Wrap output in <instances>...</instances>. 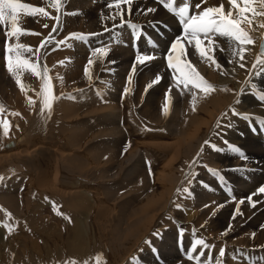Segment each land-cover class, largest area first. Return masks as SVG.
<instances>
[{
    "label": "rangeland",
    "instance_id": "374dc122",
    "mask_svg": "<svg viewBox=\"0 0 264 264\" xmlns=\"http://www.w3.org/2000/svg\"><path fill=\"white\" fill-rule=\"evenodd\" d=\"M107 1H109V2H107ZM111 2H112L111 0H106V1H104V0H88V1L87 0H68L67 5L61 11V14H60L61 20H60L59 31L57 32V34H54V36H52V37H49L46 33H43V31H45L44 30L45 28L44 29H43V27H41V28H38V27L27 28L18 19V26L24 30H27L29 32L37 31V33H39L40 30H37V29H41V31L43 33V35L40 33V35L42 36L41 39H35L39 35L34 36V35H29V34L21 35L18 40L16 38H6V32L9 30V27L7 24L0 25V106H3V109H4L3 112H0V120L2 119V120L8 121V117L6 116V112H5L7 110H10L13 114L19 113V115H15V116H17L16 117L17 119H18V117L20 118V119H18L20 122L18 120H13V122L12 121L10 122L11 126H13L12 133L15 134V133H18V131L29 129V132L32 133L31 136L32 135L34 136L33 138L35 139V141L39 140V138L44 139V136L48 135L47 137H48V140L50 142H53L52 135H54V136H61V135L63 136L64 135L63 130L61 132L62 134H60L61 129L59 128V125H58L59 121L57 118L59 117L61 119V117L63 118L64 116L69 117V115L71 113L70 110H67L65 112L66 114L64 112L61 113L60 110L59 111L57 110L59 108L56 105L55 107H57V108L55 110H57V111L55 112V110L53 109L55 107H52V111L50 113L51 116L49 115V117H48L49 113L48 112L46 113L47 110H45V112H44L46 114L45 116L48 118V120H50L51 122H54V123H52V125H53L52 126L50 124L51 123L50 121L45 122L43 124V125H45L44 126L45 131H44V134L42 135L39 132V130H37L39 128L37 121L39 119L40 120L43 119V115H44V113L42 114L40 111L41 100H40V97L37 95V93H39L40 88H41L40 77L34 76L31 73V71H28V70L22 71L19 73L21 85L18 86L15 78L7 71V69L5 67V61L3 59L4 48H5L6 43H11V44L22 43L26 47H30L33 50L32 52H24L22 54V56L24 58H28L29 63L35 62L36 57L33 53L35 52V49L37 47H39L40 41L44 40L46 38H49L50 42L47 43L45 48L41 49L40 60L38 61V66L41 70L43 69L44 66H47L49 69L48 75H49V77H51L50 83L52 85V92H53V95L55 97H57L56 98L57 100H54V103L60 102L61 100L65 99L67 97L65 92H68L69 89L74 90V93L76 94L75 95L72 93V94H70V97L73 96V98H74V96H76L79 99H81L84 96L83 97L84 100L82 98L81 101H85V98L90 96L89 106L92 108H95L96 111L99 110V113H97L98 115L96 114V116L102 117V115L104 114L103 117H107V119H108V120H105L106 123L104 122L106 125L115 124V125H112L111 129L109 128L106 130H111L114 133L118 132L119 134L118 133L116 134V136H117L116 139L120 138V140H121L122 138L123 139L126 138V136L128 135V131H127L128 129L126 127L127 123L121 124V123L115 122L116 121L115 119L118 116L125 117L124 121H126V117H127V118L131 119L133 122L140 124L142 126V128H145V127L148 128L149 129L148 132H150V133H154L153 131H155L156 129H160V128H162L161 131L163 132V135H165V136H166V134H168L167 130H169L171 133L172 127H170L171 129L170 128H163V126H162L163 124H161L162 123V116H161L162 110L160 111V109H162V106H164V105H162V102H165L166 96H162V92L164 89V90L168 91L169 97H171L170 100H171L172 106H170V110L171 111L173 110V111L170 112V113H172L170 115V118L173 119V121L170 118H169V120H170V124H173L176 117L178 116L176 114H179L180 109H181L178 106V103L181 101V99L183 97L186 96V93H187V92H185L187 90L183 89V85H181L180 89H177L175 87V81L173 80V75H174L173 71L174 70L169 69L168 64H167V60H166L171 42H173L175 40V38L173 40V37H175L176 35L179 36L181 34L180 33L181 31L178 27L177 28L179 29V31L176 28H171V30L172 29H175V30H172V31L170 30L171 34L168 33V35H171V36H167L168 38L162 37L161 33H157V32H154L153 33L154 35H152L150 37V35L147 32H145V31H148L149 28H153L154 26L157 25V21L160 20L159 17L161 16L162 13L165 16L169 17L168 15H166V12H164L161 8L157 9L158 7H156L155 3L152 0H133V3L131 5V14L128 13V6L127 5L122 6V9L124 11L125 21H130L132 25H135V27H130L127 24H125L127 26V28H129L131 30L130 35H127V33H126L127 29L125 26L119 27L115 31H111L114 28V25L120 24V19H121L120 16L116 15L117 10L115 9V7H113V8L108 7V3H111ZM150 2H151V5H150ZM180 3H179V6H181ZM187 3H189V2H187ZM152 4H154V5L152 6ZM143 5H145V6H143ZM147 8H154L155 11L151 12L149 14L148 13L144 14L146 12L144 10H146ZM112 12H114V13H112ZM139 13L142 15H140ZM156 14H160V16L159 15L156 16ZM108 16H115V19L114 20L113 19H104V17H108ZM151 17H152V19H151ZM145 18H147V19H145ZM157 18H159V19H157ZM138 20H140V21H138ZM173 25H175V24L173 23ZM106 28L109 29V31H105ZM167 29H168V27L164 28V30H167ZM175 31H176V33H174ZM72 33H80L85 37V39L84 40L67 39L69 37V35ZM142 33H143V38H151V39H149V40L143 39L142 41H140V39L142 38ZM92 34H95V35H92ZM134 34H135V37L139 41L137 44H136V42H134L133 45H131V47L133 48L132 49V48H130V42H131V38ZM55 37H56V40L58 42L61 40H65V43L59 44L58 42H54ZM113 37H115V39H113ZM133 39H134V36H133ZM182 42L184 44L186 43L185 46H187L186 41H182ZM139 44H142V46L137 48V46ZM97 48H107V55L104 57H99L98 55L93 56V51ZM187 48H188V46H187ZM190 48L192 49V47H189V49ZM63 52H65V53H63ZM188 52H189V50H188ZM137 54L152 55V56H154V59L151 61H148L144 65H141V64L136 63ZM90 57L93 59L94 63L89 67V76H90V78H89V76H85L84 70H85V67L88 65V60ZM186 59L188 60L187 62H189L191 64L193 63L192 66L194 69H196V72H201L204 69V66L209 62L208 60L206 62V59H202L200 57H192L191 58L187 53H186ZM201 60H202V63L204 65L201 64ZM180 62L184 63V60H181ZM199 64H200V66H199ZM134 65H135V71L133 72V66ZM165 68H168V69L165 70ZM157 75H159L161 77V80L158 83L153 84L152 87L148 88L147 86L156 78ZM129 76H131V82H128ZM164 78L167 81V84L165 87L162 86ZM54 80H56V81H54ZM70 86L73 89L70 88ZM22 87L24 89L23 91L21 90ZM25 89H26V91H25ZM125 89H127V92H125ZM146 89H147V91H146ZM88 90L91 93L88 92ZM86 92H88V95L85 94ZM23 93H28V94L25 95ZM20 95H22V96H20ZM63 95H65V96H63ZM92 96H95V98L93 99ZM22 97L26 98V99L30 98L31 100L35 101L36 105L34 103L32 105L28 104V105H31L33 108V109L31 108L32 113L30 111H27V110H31V109H29L30 106H27L28 108H25L26 112L24 113L23 105H22V108L20 105L21 103H23ZM100 97H102L103 99L108 98L109 102L110 101H112V102L106 103V104H101V105L96 107V105H98V104H96L97 102L95 101L96 102L95 103L94 100L98 99ZM126 97L131 98V100L127 104L124 103V101L126 100ZM179 97H181V98H179ZM60 98H61V100H60ZM78 98H74V99L80 101ZM89 99L86 98V100H88L87 102H89ZM173 99H174V103L177 101L178 102L174 104ZM101 100L102 99H100V101ZM64 103L67 104L68 100H65ZM99 104H100V102H99ZM160 105H161V108H160ZM174 106H176V107H174ZM263 108H264V105H263ZM176 109H177V111H176ZM38 112H40V115L37 116ZM78 112H81V111H78ZM86 112H92V109H91V111L89 110ZM55 113L57 116L54 117ZM81 114L83 115V110H82ZM148 114H149V116H148ZM154 114H155V117H153ZM105 115H107V116H105ZM108 115H109V118H108ZM111 115H114V117ZM36 116L39 118H37ZM150 116H152V117H150ZM4 117H5V119H4ZM55 121H56V123H55ZM157 126L160 128H158ZM154 127H157V128L154 129ZM150 128L151 129L153 128L152 131H150L151 130ZM15 129H18V130H15ZM103 129H105V128L99 125L98 128L94 131L103 130ZM164 131H165V133H164ZM25 133H27V132H25ZM170 133H169V135H167L168 137H170V139L166 136V138L168 140H170L169 142L167 140H166L167 142L163 141V140H161V141L165 142V143H170L171 142ZM67 135H69V132ZM99 136H102V134H99ZM90 137H92V135H91V133H88V138L90 139ZM247 137L248 136L244 137L246 143H243V145L238 146L240 154H242L243 156H246L247 159L242 160L241 156L236 153L238 155V159L236 158L235 161L238 160L239 161L238 164L240 165V169L236 172L237 174L232 173L233 175L230 174V177H229V174L224 175V174H226V172H219L220 170H218L219 168L217 166L216 170H214V171L210 170V177L208 178V180L194 179V178H192V180H191V177H189L187 180V183H186L187 185L185 184L183 186V188L179 190V193H181V194H183L189 198L191 205L194 207H198L201 210L206 209L207 207H210V206L214 207V211H213L214 214H212V215L210 213L204 215L205 211H200L201 217H199V218L202 221V223L205 225V227L209 228V231L207 234L211 238L206 243L210 247L206 250L203 249L204 253L206 252L205 253L206 255L204 254V256L201 258L202 264H217L216 259H215L216 257L214 256V254L219 255L221 249H224L226 252L232 251L235 254L241 252L242 247H238V246L242 245L240 239H242V242H244L246 239L243 236H245L247 234L254 233L256 226L259 224V222L256 220H258L262 215H264V205H263L264 204V193H258L259 185L264 182V149H263L264 148V132L260 133L258 140H255L254 138H252V136H249L248 138ZM58 140H60V142L62 144V140L59 137H58V139H55V141L57 143H58ZM77 140H80V139H77ZM253 140H255V141H253ZM1 141L2 140H0V142ZM122 141H119L121 143H119V142L117 143L118 147L115 150L110 148L112 150V152L114 153V155H116V157L113 156L114 158H112V159L109 158L110 161L108 160V157H106L105 155H104V158H100V153L103 152V150H105L107 153L109 150V147H111V146L102 145L100 142H94V143H92L93 145L92 144L89 145L90 142H88V144L84 145L86 148L85 149L83 148L84 155L78 156V154H76V155L72 154L71 159L67 158L68 160L66 159L65 161L61 162L62 164H60V165L59 164L57 165V161H55V165H52V166L55 167L56 172L58 171L56 173L58 175V177L56 175L55 176L56 178H54V173L49 171V169H51V167H50L51 165L50 164L47 165L46 161L45 162L41 161V163L39 162L38 164L35 163V165L36 164L38 165V166H36L35 169L40 168L45 172H50L48 174L46 173L47 179H45V180H47L46 181L47 183L45 182V184H44V187H43V189H45L44 192L54 193V192H58L59 189L61 191L63 188L69 187L68 183L70 181L62 175V173H61L62 169L65 168L64 170H66V171H68V169H69L70 171H72L74 173V171H77V170H74L75 167H78V166L81 167V166L85 165L83 159H86L87 157L89 158L88 160H90L95 155H99L98 156V158H99L98 162L99 163H96V162L91 161V160H90L91 162L90 161L89 162L92 165V167L97 168L96 166L99 165L98 167L100 168L102 166V163L108 164L109 162H112L113 160L114 161H117L118 159L120 160V159H122L120 157L124 156L122 162H120L121 164L117 162L118 164L116 166L110 165L112 168H110L104 172L103 176H104V180L106 181V184H104L102 186L99 183H98V185H96V184L92 185V179H90L88 172L86 173L85 177H82L79 175L78 176L81 177L82 179H85L86 184L93 186L94 190L98 189L100 192V187H102V189H104L105 187L108 188L107 190L102 191L101 200L96 199V200H99V202H102V203L98 204L99 206L97 208L101 209V211H104L103 210L104 205L107 206V209H108V211L106 212L107 214H109V212L112 213V211L114 210L116 213V223H117L118 227L119 228L125 227L127 224L128 218L131 216V214L133 212H135L137 210L136 202H138V200L140 199V198L138 199V196H136L139 194L136 192L135 188L130 184V181H132L133 179H136V178L138 179V177H140V175H142L144 172L149 173V175H150V172L152 170V162H151L150 155H148V156H146L145 154L143 155V152L141 150L137 151L136 148H134V147L129 148V149L127 148V146L123 147ZM123 142L125 143V141H123ZM54 144H56V143H54ZM56 146L58 147L57 149L60 150L59 152H61V153L62 152L67 153L68 152L67 154L70 153V151L67 148H65L59 144H56ZM92 146H93V150L91 148ZM94 146H96V147L94 148ZM181 147H182V145L180 146V148ZM102 148H103V150H101ZM106 148H107V150H106ZM125 148H127V150ZM149 148L151 149V146H149ZM258 149H259V151L261 149V151L259 152ZM124 150H126V154H125ZM178 150L176 151V153H178ZM85 151H87V152H85ZM96 151H97V153H95ZM86 153H87V155L88 154L89 155L87 156ZM117 153L119 154V157H118ZM123 153H124V155H123ZM2 155L3 154H0V158L3 157ZM135 155L137 157H135ZM239 158L241 159V161ZM100 162H102V163H100ZM113 162L111 164H113ZM123 162H124V165H123ZM245 162H247V163H245ZM125 163H127V164H125ZM242 163L245 166L244 169L241 168V166H243ZM0 166H3V165H0ZM56 166L57 167L59 166V167L57 168ZM11 174H13V176L11 175L9 178L15 177V173H11ZM2 176H3V174L0 173V177H2ZM129 176L132 177L130 180H129ZM135 176H136V178H135ZM236 178H238V179H236ZM52 179H55V180H52ZM234 179L236 181H234ZM95 180L98 181L97 178ZM189 181H191V182H189ZM233 181H234V184H233ZM210 182L213 183V185ZM240 182L242 185L240 184ZM236 185H237V187H236ZM75 186H78V187L82 186V188H84L86 185H83L82 183H78ZM188 186H189V188H188ZM240 186H241V188H240ZM184 187L188 189L187 193H185L183 191ZM51 188H52V190H51ZM130 188H132V189H130ZM43 189H41V190H43ZM54 189H56V191H54ZM253 192L257 193V194L253 195L252 199H255V202L257 205H258V203H260L258 206H256V204H255V207H252L248 203V200H247V197L252 195ZM8 193H9V191L7 189V184L5 183V181L3 182V180H0V197H1V194H8ZM33 193H34V188L32 187L28 191L27 195H29V196H28L27 203L24 207H20V206L24 203L25 197L20 196V201H22V202H20V205H18V204H16L17 202H16V197H15V196H17V194H11L12 197L15 199L14 200L15 203L14 202L10 203V204L6 203L7 205H5L4 202L10 200L7 198L11 197V195H9V197H6L5 200L0 199V204H1L0 205V234H2V232L5 234V235L2 234V237H3L2 241L0 239V244L2 242V246L4 247L3 249L5 250V252H4V250H2L0 247V256H1L0 257V264H5V263L6 264H13V263L14 264H18V263L19 264H23V263L26 264L27 258L25 256H22L21 251L23 248H21V242L29 234L31 236H35V238H29L27 236L26 237V243H27L26 245L27 246H32L33 244L36 243L37 245H39L38 247H40V241H41L42 246H44V247L48 246V251L51 253V255L54 251L59 253V254L61 252L59 250L60 245L58 244L59 247L56 245L58 243L57 237H56V244H55V242H54L55 236L54 235L52 236L50 234V233L56 232V218L55 217H53L52 215L45 212V213L39 214V216H36L35 217L36 219H34V217H30V216L26 220L23 219V218H26L28 216L27 214H25L24 209L26 207H28L29 205L48 206L47 204H49V203H47V202L53 203L54 201H57L55 199L53 201V198H51V196H52L51 194L46 196V195H43L46 193H39L40 196H37V195H33ZM125 196H127V197H125ZM207 196H210L211 204H209L207 202V200H204V198H206ZM111 198L113 199V201ZM107 199H108V201H107ZM44 200L47 202H44ZM105 200H106V203H103V202H105ZM241 200L244 201L242 204L240 203ZM116 201H118V202H116ZM119 201H120V203H119ZM74 203H76V202H74ZM102 204H104V205H102ZM206 205H207V207H206ZM259 206H260V208H258ZM11 208H13V209H11ZM40 208H42V207H39L38 209H40ZM111 208H112V210H111ZM237 208H239L240 213H241L240 214L241 216L238 215L239 222L237 220V215H236V218L233 219V215H234ZM17 209H18V211H17ZM99 209H97V210L99 211ZM250 209L252 212L250 211ZM217 211H218V213H217ZM258 212H259V214H258ZM261 212H262V214H261ZM30 214H32L34 216L33 212ZM249 214L250 215L253 214V215H251V218H253V219H250ZM208 216H210V217H208ZM95 217H98V215ZM208 218H209V221H208ZM241 218H242V220H241ZM243 218H244V220H243ZM108 219L111 220L110 232L113 235H115L112 231V219L110 216L108 217ZM173 221L175 222V217L172 214L161 216V219L158 222L159 225L155 228L156 230L150 231L148 233L149 237H148V239L145 243V246L141 252L140 258H138L140 261H145L148 264H164L166 262L170 263V261L172 262L170 264H195L194 261H191V260L187 259V257H186V252L192 245V244H190V241H191L190 236L188 237L187 235H185L186 236L185 237L184 235H182L181 231L176 228V225H175V223H173ZM6 223L8 226L6 225ZM23 223H25V224H23ZM253 223L255 226L253 225ZM16 224H18L17 225L18 227L16 226ZM251 224L253 225V227ZM12 225H14V226H12ZM20 225L22 227H20ZM45 226H48V227H45ZM173 226H174V228H173ZM42 227H45L44 228L45 231L42 235H39L36 232H34L37 229H40ZM3 228H4V230H3ZM22 228H27V231L22 230ZM46 228H47V230H46ZM91 228H92L91 226L88 227V232H87L88 234L86 233L87 235L86 234L85 235H86V237L87 236L89 237V235H90L89 238L91 239V241H92L93 237H94L93 239L96 238V240L95 241L93 240L92 241L93 243L91 242L90 245H84L83 244L84 247H82V244H81L80 247H82V248L79 247L80 257L81 256L83 257V255H84V257L86 256L85 258H87L88 257L86 254L87 250L92 246H96V247H93L94 251L92 252L91 264H93V263L95 264V261L97 263L96 257H98V256H99V262L97 264L101 263L100 262L101 253L103 254L102 258L106 257L108 260H111V253L110 252L112 251V249L108 250L109 247L101 245L103 238H102V240H100V237H98L99 239L96 237L97 236L96 232H99L102 229L104 230V228L101 226L100 227H97V226L93 227L94 230H96V228H98L97 231H94L93 228L91 230ZM175 228H176V230H175ZM212 228H213V230H212ZM221 228H222L223 232H222ZM49 230H50V233H49ZM28 231H29V233H28ZM249 231H251V232H249ZM190 235H192V234L190 233ZM49 236H50V238H49ZM40 239H46V241L48 243L50 241H53V243L51 244V242H50L48 244L45 241H42ZM4 241H5V243H4ZM238 241L240 242V245H239ZM182 242H184V244ZM236 242H238V243H236ZM233 243H236V245L238 244V246L231 245ZM189 245H190V247H189ZM219 245L221 246V248ZM15 246H17L19 248L15 247ZM88 246H90V247H88ZM185 246H186V248H185ZM5 247H7V249ZM97 247L100 249V251H98L99 249ZM101 247L103 249H101ZM200 247L196 246V248H197L196 253L197 254L194 253L193 255L199 254V252L202 250V246H200ZM214 247H216L218 250H216V248H214ZM229 247H231V248H229ZM198 248H200V251H198ZM237 248H241V249L239 250ZM52 249H54V250H52ZM83 249H84V251H83ZM18 250H19V252H18ZM58 250H59V252H58ZM95 250H97V251H95ZM10 251H12V252H10ZM181 251L183 252V254H180ZM8 252H9V255H8ZM96 252H97V254H96ZM18 254H19V256H18ZM173 256H174V258H173ZM93 257H95V258H93ZM161 257H163L165 260H169V261H160ZM53 258H54V256L52 255V257L49 258V263H53L55 261H56V264L58 261L63 262L61 259L55 260V258L54 259ZM52 259L55 261L51 262ZM2 260L4 263H2ZM87 260H88V258H87ZM36 264H38V263L36 262Z\"/></svg>",
    "mask_w": 264,
    "mask_h": 264
},
{
    "label": "bare ground",
    "instance_id": "6f19581e",
    "mask_svg": "<svg viewBox=\"0 0 264 264\" xmlns=\"http://www.w3.org/2000/svg\"><path fill=\"white\" fill-rule=\"evenodd\" d=\"M104 1H106V0H104ZM21 2L29 3V4L36 6V7H44L45 10L49 12L50 17H55L57 15L56 10L50 6V0H21ZM67 2H68V0H62L63 7H62L61 11L65 8V6L67 5ZM107 2H109V1H107ZM186 2L190 3V8L192 9L191 14L198 13L199 9H195L194 6L197 3H201V0H188ZM221 3H223L225 5L226 10L230 7L227 4V0H205V2L202 4V8L203 7L219 6ZM150 5H151V2H150ZM153 5L154 4H152V6ZM143 6H145V5H143ZM157 9H159V8H157ZM144 11H146V10H144ZM233 11L235 13V10H233ZM112 13H114V12H112ZM140 15H142V14H140ZM157 15L160 16V14H156V16ZM159 18H160V20L165 22L166 27H168V29L165 30L164 35L168 36V33L171 34V32H170L171 28H176V27L179 28V26L176 23H174L173 19L170 16L167 17L162 13ZM159 18H157V19H159ZM18 19L27 28H32V27L41 28V27H43L44 24H48L49 25L48 28L44 29V27H43V29L45 30V31H43V33H46L48 36H49V33L51 32L52 25L56 23V21L54 19H51L49 17H25V16H23V14L18 16ZM145 19H147V18H145ZM151 19H152V17H151ZM60 20H61V18H60ZM138 21H140V20H138ZM260 21H264V17H255L253 19V24L251 26V33L250 34L253 35L254 37H256V42L253 45H246L245 46L247 49H249V51L245 52V61H246V67L245 68H240L238 63H229V61L233 60V59L239 60V57H235V58L232 57L231 52L228 50V42L226 41L225 38L216 37L217 47L215 48L214 52H210L208 54L215 56V59L223 66L222 70L224 72H227V75H222L221 70L217 69L215 67V65H213L211 63V61H209L204 66V69L202 68L203 70L201 72H197V73H199V75L202 76L208 83L215 85L217 90H215L209 94H205L198 89H191V91H189V90L185 91V92H187L186 96L183 97L181 99V101L178 103V106L181 108L180 113L178 112L179 114H176L178 116L176 117L173 124H170V120H169L170 115L172 114L170 112H172L173 110L172 111L170 110L167 116H165L163 113H162V115L160 114L162 116V123L161 124H163L162 125L163 128L172 127L171 133L169 130H167L168 134H166V136H167L170 133V136H171V142L170 143H165V142L161 141V140H163V141L167 140L168 142L170 141L166 138L165 135H163V132L161 131L162 128L157 126L160 129H156L155 131H153L154 133H150V132H148V130H149L148 128H146V127L142 128V126L140 124L133 122L131 119H129L127 117H126V121H124L125 117H121V116H118L115 119L116 120L115 122H118L121 124L127 123L126 127L128 129L127 130L128 135L124 139L122 138L120 140L119 137H118L119 139H116V137H117L116 134L118 132L114 133L111 130H106L109 128L111 129L112 125H115V124L106 125L105 120H108V119H107V117H103L104 114L102 115V117L96 116V114L99 113V110L96 111L95 108H92L89 106L90 96L86 97L89 99V102H87L88 100H86V98H85V101H81V99L84 96L81 99L74 96V98H78L80 100V101H78V100L74 99L73 96L70 97V94H72V93L75 94L74 90H71V89H69L68 92H65L66 90L64 89L65 90L64 92H65L67 97L63 100H61V98H60V100H61L60 102L53 103V107H55L57 105V107L59 108L57 110L58 111L60 110L61 113H63V112L65 113L67 110H70V112H71L69 117L67 116L68 114L66 115L67 117H65V116L63 118L61 117V119L59 117L58 118L56 117L59 121L58 122L59 128L61 129L60 134H62L61 132L63 130L64 135L63 136L62 135L61 136L52 135L53 142H50L48 140V137H47L48 135L44 136V139H40L38 137L39 140L35 141V139L33 138L34 136L33 135L31 136L32 133L29 132V129L18 131V133H15V134L12 133L13 126H11L10 122L11 121L13 122V120H18L20 118L18 117V119H17L16 118L17 116L13 115V113L10 110L5 111L6 116L8 117L10 127L8 129V135L7 136H5L3 134V128L0 127V140H2L0 142V152H1L0 154H3L2 155L3 157L0 158V165H3V166H0V173L3 174L2 180H3V182L5 181V183L7 184V189L9 191V193L8 194H1L0 199L5 200L6 197H9V195L17 194V196H15L16 202H17L16 204L20 205V202H22V201H20V196L25 197L24 203L20 206V207H24L27 203V200H28V196H29V195H27L28 191L33 187L34 188L33 195L40 196L39 193H46L43 195L47 196V195L51 194L52 195L51 198H53V201H54V199L57 200V201H54L53 203L47 202L44 200V202L49 203V204H47L48 206L29 205L28 207H26L24 209L25 214H27L28 216L26 218H23L24 220H26L30 216V217H34V219H36L35 218L36 216H39V214L45 213V212L56 218V232L50 233V230H49V233L52 236L53 235L55 236V238H54L55 244H56V237H57L58 243L56 245L57 246H58V244L60 245V247L58 246L59 250L61 251L60 254L55 252V251L54 252L52 251L53 252L52 255L54 256L55 260L61 259L63 261V262L58 261L59 263L57 262V264H69L70 261H74L75 264H88V263L91 264L92 252L94 251L93 247H96V246H92V247L88 246V247H90L86 252V254L88 256L87 257L88 260H87V258H85L86 256L84 257V255H83V257H84L83 258L82 256L80 257V255H79V252H80L79 247L81 246V244H82V247H84L83 244L84 245H90L93 240L94 241L96 240V238L93 239L94 238L93 237L92 241H91V239L89 238L90 235H89V237L88 236L86 237V235L88 234L87 233L88 227H90V226L92 228L96 227V226L97 227L101 226L104 228V230L102 229L99 232H96L97 236L96 235L95 236L97 238L100 237V240H102V238H103V241L102 242L100 241L102 243L101 245L109 247L108 250L112 249V251L110 252L111 253V260H108L106 257L102 258L103 254L101 253V255H100V259H101L100 262L101 263H99V264H148L145 261H140L138 258H140L141 252H142V250L145 246V243L149 237L148 233L150 231L156 230L155 228L159 225L158 222L161 219L162 215L163 216L168 215V214L174 215L175 222L173 221V223H175L176 228L181 231L182 235H184V236L187 235L188 237L190 236V238H191L190 244H192L191 246H193L195 240H197V239H203L205 241V243H207L208 240L211 239L209 237V235L207 234L209 231V228L205 227V225L202 223V221L200 220L199 217H201L200 211H205L204 215H206L208 213H210L211 215L214 214V212H213L214 207L210 206V207H207L206 209H202V210L198 207H194L191 205L189 198L187 196L179 193L178 189L180 190L183 188V186L187 183V180L189 177H191V180H192V178L208 180V178L210 177V170H212V171L216 170L217 166L219 168L218 170H220L219 172H226V174H224V175L229 174V177H230V174L236 173L240 169V165L238 164V162H239L238 160L235 161L236 158L238 159V155L235 152L230 150L229 145L234 146L235 148H238V146L243 145V143H246L245 139H244L245 136H248V137L252 136V138H254L255 140H258L260 133L264 132V108H263L264 101H260L258 99V94L264 93V74H255L254 72L250 74V72H249V70L251 69L252 63H254V61H255V56L259 52V46L261 43V38H264V28H260L258 26ZM173 23L175 25H173ZM59 26H60V24H59ZM242 26L245 29L249 28V25L246 22ZM178 28H177V30L179 31L180 28L179 29ZM37 30H40L39 33H41L43 35L41 29H37ZM172 30H175V29H172ZM58 31H59V27H58L56 32L51 33V37L54 36V34H57ZM35 32H37V31H35ZM174 33H176V31ZM41 37L42 36L39 35L35 39H41ZM188 50H189V52H188ZM63 53H65V52H63ZM186 53L191 58L192 57H200L196 53L194 46H192V49L191 48L189 49V47L187 48V46H186ZM206 62H207V60H206ZM201 64L204 65L202 63V60H201ZM199 66H200V64H199ZM165 78H164L163 83H162L163 87H165L167 84V81H166L167 78L166 79ZM249 79H251V81H252L251 85H249L247 83L249 81ZM54 81H56V80H54ZM189 87H191V86H189ZM70 88H72V87L70 86ZM225 88L230 89V91L226 92V91L220 90V89H225ZM25 91H26V89H25ZM88 92H90V91L88 90ZM88 92H86L85 94L88 95ZM193 92H195V94H196V99L194 102L192 99V93ZM23 94L26 95L28 93H23ZM166 95L168 96V98L170 100L171 97H169L168 91L163 89L162 96H166ZM20 96H22V95H20ZM63 96H65V95H63ZM95 96H92L93 99L95 98ZM179 98H181V97H179ZM98 99L94 100V102L96 101L97 103L96 102L95 103L98 104V105H96V107L101 105V104H106V103L112 102V101L109 102L108 98L103 99L102 97H100ZM100 99H102V100L100 101ZM27 100L28 99L23 98V103L20 104L21 108L23 105L24 113L26 112L25 108H28L27 106H30L29 109L32 108V106H31L32 104L28 105L29 103ZM55 100H57V99H55ZM65 100H68L67 104L64 103ZM83 100H84V98H83ZM130 100H131V98L126 97V100L124 101V103L127 104V103H129ZM237 101H239V102L237 103ZM99 102H100V104H99ZM177 102H175V103H177ZM164 103L165 102H162V105H164ZM173 103H174V99H173ZM193 105H194L195 110H193ZM170 106H172L171 100H170ZM57 107H55L53 109L55 110ZM174 107H176V106H174ZM233 107H235L236 111L239 114H241L240 116H234L231 114V110ZM160 108H161V105H160ZM32 109L31 110L26 109V110L31 112ZM91 109H92V112H86L89 110L91 111ZM57 110H55V112ZM82 110H83V115L81 114ZM161 110L162 109H160V111ZM78 111H81V112H78ZM176 111H177V109H176ZM38 113H37V116L40 115V112H38ZM46 113H47V111H46ZM45 115L46 114L44 113L43 119H41V120L39 119L37 121V124L39 126V128L37 130H39V132L42 135L44 134V131H45V127H44L45 125H43V124L45 122L50 121V120H48V118ZM49 115L50 114H48V117H49ZM243 115L250 116L251 119L246 120V119L241 118V116H243ZM55 116H57L56 113H55L54 117ZM105 116H107V115H105ZM111 116L114 117V115H111ZM148 116H149V114H148ZM150 117H152V116H150ZM153 117H155V114L153 115ZM37 118H39V117H37ZM108 118H109V115H108ZM4 119H5V117H4ZM171 120L173 121V119H171ZM218 120L221 121V126L217 129L216 125H217ZM0 121H3V120L1 119ZM229 122H231L230 127H228ZM52 123H54V122H51L50 124L52 125ZM55 123H56V121H55ZM99 125L104 127L105 129L94 131L98 128ZM157 127H154V129ZM152 129L150 131H152ZM15 130H18V129H15ZM165 131H164V133H165ZM25 132H27L28 134ZM68 132H69V135H67ZM88 133H91V135H92V137H90V139L88 138ZM99 134H102V136H99ZM58 137L62 140V144H61L60 140H58V143L55 141V139H58ZM168 138L170 139V137H168ZM77 139H80V140H77ZM206 139H210L211 142L216 145L217 150H213L211 147H205V150L201 153L200 157L198 158V163L190 170L188 167L189 163L193 160L194 157H196V154L198 152H200L201 146H202L204 140H206ZM122 140L125 141V143ZM255 140H253V141H255ZM119 141H122L123 147L127 146L128 149L134 147V148H136L137 151L141 150L143 152V155L144 154L146 156L150 155L151 162H152V170L150 172V175H149V173L144 172L142 175H140V177H138V179L135 176L136 179H133L132 181H130V184L135 188L136 192L139 194L136 196H138V199L139 198L140 199L138 200V202H136L137 210L135 212H133L131 214V216L128 218V221H127V224L125 227H122V228L118 227V225L116 223V213L114 210L112 211V213L109 212V214H107L106 212L108 211V209H107V206H105L104 204H102V205H104V208H103L104 211H101V209L97 208L99 206L98 204L102 203V202H99V200H96V199L101 200L102 191L107 190L108 188L105 187L104 189H102V187H100V192H99L98 189L94 190L93 186L87 185L85 182V179H82L81 177H79V176L85 177L86 173L88 172L90 179H92V185L93 184L98 185V183H99L102 186V185L106 184V181L104 180V176H103L104 172L106 170L112 168L110 165L116 166L118 163L122 162V160L124 158V156H123L124 153L122 155L123 157H120L122 159H120V160L118 159L117 161L113 160L115 162L114 163L112 161L113 164H111L112 162H109L108 164H104V163L100 162V163H102V166L100 168L98 167L99 165L96 166L97 168H95V167H92V165L90 164L91 161L99 163L98 162L99 161V158H98L99 155H95L94 157H92L90 159L91 161L88 160L89 159L88 157L86 159H83L85 165H83V166L80 165L81 167H79V166L75 167L74 170H77V171H74V173L72 171H70L69 169H68V171H66V170H64L65 169L64 168V169H62L61 173L65 178H67L70 181L68 183L69 187L63 188L61 191H60V189L59 190L57 189L58 192H54V193L44 192L45 189H43V187H44L45 182L47 181V180H45V179H47L46 173L48 174V173L52 172V173H54V178H56L55 176L57 175L56 173L58 171L56 172L55 167L52 166V165H55V161H57V165L58 164L60 165V164H62L61 162L65 161L67 158L71 159L72 154H75V155L78 154V156L84 155L83 148L84 149L86 148L84 145L88 144V142H90L89 145H91L94 142H100L102 145L111 146V147H109V150L107 153L105 150H103V148L101 149V150H103V152L100 153V158H104V155H105L106 157H108V160H109V158L112 159V158L116 157V155H114V153L112 152L111 149L115 150L118 147L117 143ZM6 142H12L13 146L12 147H11V145L7 146V147H9V149L3 148V144H5ZM54 143L59 144L65 148H67L70 151V153L67 154L68 152L67 153L59 152L60 150L57 149L58 147ZM119 143H121V142H119ZM181 145H182V147L180 148ZM149 146H151V149L149 148ZM95 147L96 146H94V148ZM91 148L93 150V146ZM127 148H125V149L127 150ZM106 150H107V148H106ZM126 150H124L125 154H126ZM177 150H178V153H176ZM258 151H259V149H258ZM260 151H261V149H260ZM85 152H87V151H85ZM95 153H97V151ZM86 155H87V153H86ZM118 157H119V154H118ZM135 157H137V156L135 155ZM41 161L42 162L46 161L47 165L48 164L51 165L50 166L51 169H49L50 172H45L40 168L35 169L36 166H38L37 164L39 162L41 163ZM240 161H241V159H240ZM35 163H37V164L35 165ZM245 163H247V162H245ZM125 164H127V163H125ZM123 165H124V162H123ZM244 167L245 166L243 164V166H241V168L244 169ZM189 171H191V173L193 175L186 177L185 173H188ZM11 173H15V177L9 178L11 175L13 176V174H11ZM57 177H58V175H57ZM96 178L98 179V181L95 180ZM131 178L132 177L129 176V180ZM236 179H238V178H236ZM52 180H55V179H52ZM234 181H236V180L234 179ZM234 181H233V184H234ZM78 183H82L83 185H86V186L84 188H82V186L81 187L75 186ZM211 184L213 185V183H211ZM240 184H241V182H240ZM236 187H237V185H236ZM132 188H130V189H132ZM188 188H189V186H188ZM240 188H241V186H240ZM41 189H43V190H41ZM51 190H52V188H51ZM54 191H56V189H54ZM125 197H127V196H125ZM7 199H10V200L5 201L4 202L5 205L13 203V202L15 203V201H14L15 199L12 197V195H11V197H9ZM204 200H207V202L209 204H211L210 196H207L206 198H204ZM253 200L255 201V199H253ZM107 201H108V199H107ZM112 201H113V199H112ZM74 202H76V203H74ZM116 202H118V201H116ZM103 203H106V200ZM119 203H120V201H119ZM259 204L260 203H258V205ZM177 205H180L181 207L178 209ZM258 205L256 204V206H258ZM39 207H42V208L38 209ZM258 208H260V206ZM11 209H13V208H11ZM97 209H99V211ZM111 210H112V208H111ZM17 211H18V209H17ZM31 211L33 212L34 216L32 214H30V213H32ZM250 211H251V209H250ZM217 213H218V211H217ZM258 214H259V212H258ZM261 214H262V212H261ZM97 215H98V217H95ZM251 215H253V214H251ZM251 215H250V219H253V218H251ZM109 216L112 219V231L115 235H113L110 232L111 220L108 219ZM65 217H67V219ZM208 217H210V216H208ZM237 220H238V215H237ZM241 220H242V218H241ZM243 220H244V218H243ZM208 221H209V218H208ZM256 221H258L259 224L256 226L254 233L247 234V235L243 236L246 239L244 242H242V239H240L242 245H240L239 241L238 242H239L240 246H238V244L236 245V243H238V242L231 244V245H236L238 247H242V249L237 248L239 250L241 249L242 251L237 253V254L233 253L232 251H228V252L225 251V253H226L225 256L220 257L219 260L216 259L217 264H264V215H262ZM238 222H239V220H238ZM25 223H23V224H25ZM6 225H7V223H6ZM17 225L18 224H16V226ZM253 225H254V223H253ZM253 225H252V227H253ZM12 226H14V225H12ZM20 227H22V226L20 225ZM45 227H48V226H45ZM45 227L37 229L34 232H36L39 235H42L45 231L44 230ZM92 228H91V230H92ZM173 228H174V226H173ZM176 228H175V230H176ZM3 230H4V228H3ZM22 230L27 231V228H22ZM46 230H47V228H46ZM93 230H94V228H93ZM97 230H98V228H96V230H94V231H97ZM212 230H213V228H212ZM221 230H222V228H221ZM222 232H223V230H222ZM249 232H251V231H249ZM28 233H29V231H28ZM190 233L192 235H190ZM2 234H4V233L2 232ZM2 234H0L1 241L3 238ZM27 236L29 238H35V236H31L30 234ZM26 237L21 242V248H23V249H22V251L20 250L22 252V256H25L27 258L26 264H36V262L38 264H46V263L47 264H56V261L53 260L54 258L52 259L51 262H53V261H55V262L49 263V258H51L52 255L48 251L47 245H46L47 247L42 246L41 241H40V247H38L39 245H37L36 243L33 244L32 246H27L26 245L27 244L26 243ZM49 238H50V236H49ZM40 240L48 243L46 241V239H40ZM50 242H51V244L53 243V241H50ZM184 242H182V243L184 244ZM4 243H5V241H4ZM0 245H1L0 246L1 249L4 250L3 249L4 247L2 246V242ZM15 247H17V246H15ZM82 247H80V248H82ZM102 247H101V249H103ZM189 247H190V245H189ZM5 248L7 249V247H5ZM17 248H19V247H17ZM185 248H186V246H185ZM200 248H198V251H200ZM214 248H216V247H214ZM220 248H221V246H220ZM229 248H231V247H229ZM52 250H54V249H52ZM59 250H58V252H59ZM216 250H218V249L216 248ZM83 251H84V249H83ZM95 251H97V250H95ZM98 251H100V249ZM4 252H5V250H4ZM10 252H12V251H10ZM18 252H19V250H18ZM181 252H180V254H183V252L182 253ZM96 254H97V252H96ZM8 255H9V252H8ZM18 256H19V254H18ZM174 256H173V258H174ZM214 256L218 257L219 255L214 254ZM95 257H93V258H95ZM160 261H169V260H165L163 257H161ZM98 262L99 261H97V263ZM2 263H4L3 260H2ZM97 263L95 261V264H97ZM170 263H172V262L170 261ZM170 263L166 262L164 264H170Z\"/></svg>",
    "mask_w": 264,
    "mask_h": 264
},
{
    "label": "snow or ice",
    "instance_id": "6c2138e0",
    "mask_svg": "<svg viewBox=\"0 0 264 264\" xmlns=\"http://www.w3.org/2000/svg\"><path fill=\"white\" fill-rule=\"evenodd\" d=\"M158 3H163V6L170 12H173L179 19V24L182 27V36H178L173 42H171L170 48L168 50V55L166 57L167 64L169 69L174 70L173 80L175 81V87L180 89L183 85L184 90L198 89L205 94H209L216 89V86L208 83L196 70L193 68L192 64L187 62L186 59V46L182 41L187 42L188 47H195L196 53L202 58L208 61H211L217 69L221 70L222 75H227V72L222 70V65L215 59L214 55H209L208 53L214 52L217 47L216 37L225 38L228 42V50L231 52L233 58L239 57V60H230L229 63H238L240 68L246 67L245 61V52L249 51L245 46L253 45L256 42V37L251 35V26L253 24V19L255 17H264V0H227V4L230 6L227 10L225 5L221 3L219 6L215 7H203L202 4L205 0H201V3H197L194 7L199 9L198 13L190 14V3H183V6L174 7L173 0H157ZM133 0H112L108 4L109 8L115 7L116 15L120 16V24L114 25V28L111 31H115L119 27L125 26L127 24L130 27H135L130 21H125L124 11L122 9L123 5L128 6V13L131 14V5ZM50 6L54 8L57 12L55 17H50L49 12L45 10L44 7H36L29 3L21 2V0H0V25L7 24L9 30L6 32V38H16L17 40L21 35L29 34L38 36L40 33L34 31H27L18 26V16L23 14L25 17H49L56 21L55 24L51 27V32L49 37H51L52 32H56L60 24V14L63 7L62 0H50ZM235 10V13L234 11ZM154 8H147L146 12H154ZM104 19H115V16L104 17ZM249 25L248 29H245L242 25L244 23ZM260 28H264V21H260ZM44 28H48V24L43 25ZM109 31V29H105ZM95 35V34H92ZM67 39L74 40H84L85 37L80 33H72ZM115 39V37H113ZM50 42L49 38L40 41L39 47L35 49L33 53L36 57V61L29 63L28 58H24L22 54L24 52H32L33 50L30 47H26L22 43H6L4 48L3 59L5 61V67L7 71L15 78L18 86L21 85V80L19 73L25 70L31 71L34 76H38L41 79V88L37 95L41 100L40 111L43 114L45 110L50 114L52 111L54 100L57 98L53 95L52 85L50 83L51 77H49V69L47 66H44L41 70L38 66V61L40 60L41 49L45 48L47 43ZM206 42V43H205ZM59 44H64L65 40L58 42ZM203 45V46H202ZM104 57L107 55V48H97L93 51V56ZM154 59V56L148 54H137L136 63L144 65L148 61ZM184 60L182 64L180 61ZM94 63L93 59L90 57L88 60V65L85 67L84 74L89 76V67ZM135 71V65L133 66V72ZM250 74H264V38H261V43L259 46V52L255 56V61L251 65L249 70ZM90 78V76H89ZM161 80L159 75L147 86L148 88L152 87L153 84L158 83ZM129 82H131V76L129 77ZM249 85L252 84L251 79L247 82ZM191 86V87H189ZM23 91V87L21 88ZM221 91H230V89H220ZM147 91V89H146ZM127 92V89H125ZM193 102L196 99L195 92L192 93ZM258 99L264 101V93L258 94ZM239 101H237L238 103ZM29 104L35 103V101L28 99ZM3 106H0V112H3ZM193 110H195L193 105ZM170 111V101L168 96L165 97V103L162 107V113L167 116ZM231 114L234 116H240L235 107L232 108ZM13 115H19V113H14ZM243 119H251L250 116L243 115ZM221 126V121H217V129ZM231 126L229 122L228 127ZM0 127L3 128V134L8 135V129L10 124L7 120L0 121ZM205 147H211L213 150H217L215 144L211 142L210 139L204 140L200 152L196 154V157L189 163L188 167L191 170L197 163L198 158L201 153L205 150ZM231 151L237 153L241 156V159L246 160L247 157L240 154L239 149L234 146L229 145ZM186 177L193 175L191 171L185 173ZM3 177H0L2 180ZM191 182V181H189ZM179 191V189H178ZM185 193L188 192L187 188H184ZM258 193H264V186H261L258 189ZM257 193L247 197L248 203L255 207L256 202L253 201L252 196ZM244 201L241 200L242 204ZM181 206L177 205L179 209ZM207 207V205H206ZM239 208L236 209L233 219L236 218V215H239ZM67 219V217H65ZM196 246H202V250L198 255H193L196 253ZM210 246L205 243L203 239L195 240L193 246H191L187 252V259L194 261L195 264H202L201 258L204 256L203 249H208ZM225 250L221 249L219 256L215 259L219 260L220 257L225 256ZM99 261V257H96ZM69 264H75L74 261H70Z\"/></svg>",
    "mask_w": 264,
    "mask_h": 264
},
{
    "label": "water",
    "instance_id": "95a60500",
    "mask_svg": "<svg viewBox=\"0 0 264 264\" xmlns=\"http://www.w3.org/2000/svg\"><path fill=\"white\" fill-rule=\"evenodd\" d=\"M9 145H11V147H12L13 146V143L12 142H6L5 144H3V148L9 149V147H7Z\"/></svg>",
    "mask_w": 264,
    "mask_h": 264
}]
</instances>
